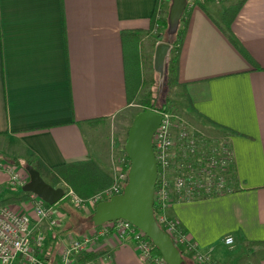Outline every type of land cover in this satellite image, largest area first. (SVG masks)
<instances>
[{"label": "crops", "instance_id": "0c3cea01", "mask_svg": "<svg viewBox=\"0 0 264 264\" xmlns=\"http://www.w3.org/2000/svg\"><path fill=\"white\" fill-rule=\"evenodd\" d=\"M159 1L166 3L0 0V156L38 161L46 168L89 160L110 175L104 124L130 106L127 56L137 59L141 87L144 72L153 73L151 57L161 31L150 25ZM217 6V0L187 4L176 89L185 104L189 100L193 119L229 149L234 179L222 195L169 200L162 214L192 248L180 247L187 264H195V254L208 255L212 264H264V0H245L229 26L250 61L211 20L225 8ZM123 34L128 35L124 40ZM133 36L139 39L134 47ZM25 182L11 184L8 170L0 168V200L23 194ZM58 205L50 207L49 219L61 225L66 215ZM8 207L29 216L32 234L42 235L41 262L57 264L72 235L59 237L60 226L49 228V219L36 222L30 200ZM99 231L86 232L92 238L88 251L101 252L94 264H146L131 243ZM224 236H231V249L223 246ZM248 251L253 254L241 255Z\"/></svg>", "mask_w": 264, "mask_h": 264}, {"label": "built area", "instance_id": "2783aa9c", "mask_svg": "<svg viewBox=\"0 0 264 264\" xmlns=\"http://www.w3.org/2000/svg\"><path fill=\"white\" fill-rule=\"evenodd\" d=\"M157 112V111H155ZM161 121L153 132L151 143L157 167L154 185L153 204L156 210L157 225L169 236L176 248L183 247L192 251L185 236L175 230L173 222L167 220L162 210L169 200L176 202L189 201V198L200 199L222 195L231 190L227 186V171L231 163V154L224 143L218 147L199 137L188 134L183 127H177L172 116L167 112H157ZM112 171V185L87 200H80L70 190H63L62 200L67 199L74 207L95 206L98 202L121 193L125 184L128 160L122 153L117 156ZM175 162H180L174 170ZM10 172V171H8ZM16 174L9 175V182L16 183ZM30 208L36 222L49 219L50 207L30 194ZM55 226L54 220H48V227ZM100 233L110 232L119 242L131 243L139 259L146 264H165L160 256L154 257L151 242L131 224L123 220L103 224ZM32 222L29 216L17 212L10 207L0 208V264H35L41 263L34 255L39 252L43 237L32 234ZM91 236L80 238L68 237V242L58 252L57 264H94L93 261L79 262L77 256L87 252L91 244ZM223 246L231 249V236L222 238ZM195 264H212L206 254L193 255ZM43 264V263H41Z\"/></svg>", "mask_w": 264, "mask_h": 264}, {"label": "water", "instance_id": "95a60500", "mask_svg": "<svg viewBox=\"0 0 264 264\" xmlns=\"http://www.w3.org/2000/svg\"><path fill=\"white\" fill-rule=\"evenodd\" d=\"M185 5L186 0H170L166 15L167 36L175 34ZM170 49L167 41H158L154 44L151 68L156 74L158 93L163 85L164 67ZM160 121L161 115L151 110L133 116L122 145V151L128 160L125 184L120 194L95 204L89 221L93 227L117 220L126 221L151 242L165 264H182L178 249L157 225L152 209L157 167L151 138ZM24 171L27 181L20 188L22 193L35 196L49 207L62 200L64 196L62 188L47 184L30 166H26Z\"/></svg>", "mask_w": 264, "mask_h": 264}, {"label": "trees", "instance_id": "16d2710c", "mask_svg": "<svg viewBox=\"0 0 264 264\" xmlns=\"http://www.w3.org/2000/svg\"><path fill=\"white\" fill-rule=\"evenodd\" d=\"M189 1H195L196 0H186V5L184 8V11L182 15L179 18L178 21V28L173 35V38L168 43L171 46L168 60L164 67V78H163V86L166 84H171L174 86H177V58L180 51V47L184 38L185 29L187 26V20H188V14H187V4ZM210 1V0H206ZM245 0H236L231 3H229L221 12L220 17L217 21L211 19L213 23L219 28V30L225 35V37L229 40V42L237 48V50L242 54V56L250 61V59L247 57L245 52L242 50V48L238 45L236 40L233 38V36L229 32V26L235 16L237 15L239 9L241 8L242 4ZM164 2L159 1L157 3V10L154 12L153 18L151 20V28H156V30L159 32L161 30H164L166 26V7L164 6ZM207 14V13H206ZM208 15V14H207ZM209 18H211L208 15ZM125 36H122V39L124 40ZM132 37V36H131ZM134 37V36H133ZM160 38V34L158 35ZM139 42L138 38L131 39V45L134 47ZM128 51V50H127ZM129 54V52H125V55ZM126 58V57H125ZM125 70H124V76H125V97H126V104H136L139 107V112L145 111V110H151V111H157V112H167L166 105L163 103L160 107H156L154 102L156 101L154 99L145 98L142 100H137V91L141 87V82L138 73L136 72L135 68L137 59L135 56L129 57L127 56V60H125ZM157 79V78H156ZM154 83L157 85L156 80ZM155 85V86H156ZM155 91H157V87L155 88ZM155 95L157 97V92H155ZM187 103L190 105V102L187 98H185ZM190 107V106H189ZM138 112V113H139ZM136 115V114H135ZM134 116V115H133ZM133 116L130 117L129 122L133 118ZM101 119L97 120H91L87 122V125L94 126L96 123H98ZM120 153H123L122 147L120 149ZM125 160L126 157H125ZM13 165H18V161L13 159L12 161ZM25 166L32 167L35 171L38 172L40 178L45 181L47 184L54 186L57 184H62L65 188L70 190L77 198L80 200H87L96 193L107 190L111 187L112 181L109 175H107L100 167L95 165L93 162L89 160L80 161V162H74V163H67L62 164L59 166H55L52 168H46L42 164H40L38 161L34 160H26L24 162ZM127 169V166L124 168V170ZM234 179L232 169H230V166L227 171V186H230L232 184V180ZM30 194L23 193L18 197H9L0 200V208L9 206L15 203H20L26 200H29ZM213 197V196H212ZM207 198L202 197L200 199ZM190 200H195L194 198H189ZM107 200V199H105ZM63 201V200H62ZM104 201V200H102ZM59 203V202H57ZM56 203V204H57ZM55 204V205H56ZM153 209V215L156 218V210H155V204L152 206ZM87 215L88 218V225L90 228H96L93 227L92 224L89 221L90 216ZM160 226V225H159ZM175 230L177 232H180L178 228L175 227ZM180 256L183 260L182 264H187L184 257H183V251L180 250V248H177ZM153 256L158 257V253L156 249L153 247ZM101 254L100 251H87L82 252L77 256V261L79 262H86V261H94L97 256ZM38 258V252L36 251L34 254ZM38 261L41 262L40 258H38ZM42 263V262H41Z\"/></svg>", "mask_w": 264, "mask_h": 264}, {"label": "rangeland", "instance_id": "374dc122", "mask_svg": "<svg viewBox=\"0 0 264 264\" xmlns=\"http://www.w3.org/2000/svg\"><path fill=\"white\" fill-rule=\"evenodd\" d=\"M236 1V0H217V8L221 9L223 7H226L229 3ZM170 4V0H166L165 6L166 10L168 11V7ZM166 11V15H167ZM166 19V18H165ZM178 28V26H177ZM166 29H167V24L164 28V30H161L160 34V41H171L173 38L172 36H167L166 35ZM177 30V29H176ZM149 43L152 44L155 39V35L151 34L150 37L148 38ZM156 80V74L151 73L148 71L144 72L143 75V84L141 87V90L139 92V100L145 99V98H150L154 99L156 98L154 104L156 107H160L163 103L166 105L167 108V113L172 116V120L174 124H176L177 127H183V129L190 135H194L196 137H199L202 140V143H209V144H214V147H218L219 145L222 144V140L220 138L215 137L213 138L212 136L209 135L208 131L204 129L203 124L198 120H194L193 116L190 114V111L188 110L187 103L185 104L184 101L182 100V97L180 96L179 91L176 89V86L171 85V84H166L162 85L161 90L159 93L155 91V88L157 85L154 83ZM157 82V80H156ZM156 85V86H155ZM155 92H157V97L155 95ZM139 107L136 104H131L129 107L124 109L122 112L117 114L112 120H109L106 124H104L106 134H108V143L111 145L110 146V168H111V174L109 177L111 178L112 171L115 168V162L116 159L118 158L120 153V149L123 145L124 139H125V133L126 130L129 126V119L131 116L137 114L139 112ZM203 127V128H202ZM114 143V144H113ZM0 160L2 161L0 168L3 170H8L10 172L9 175L12 176V174H16V183H19L21 181H27V175L24 171V168L26 167L24 165V162L26 159H15L18 161V165H13L11 159L5 157V156H0ZM180 162H175L174 164V170L179 168L178 166ZM12 167H17L12 168ZM18 172H17V171ZM112 181V180H111ZM15 184V183H14ZM51 186V185H50ZM52 187H60L64 191L68 190L65 188L62 184H57ZM19 191V190H17ZM91 198V197H90ZM8 207V206H5ZM60 209L61 211L64 212L66 215L64 222L60 225L59 222L56 223L55 219V226L52 227V229H56V227H59L60 232L58 233L59 237H63V235L70 234L72 237L75 238H80L82 236H89L87 235V230L91 229L88 225V218L87 215H91L93 211V206H83V207H74L67 199L59 201V205L57 209ZM88 216V217H89ZM233 247V245H232ZM260 248V247H259ZM261 250L257 251L256 253L258 255H261ZM252 255L250 251L248 252H243L241 255ZM194 261V258H193ZM195 263V262H194Z\"/></svg>", "mask_w": 264, "mask_h": 264}]
</instances>
